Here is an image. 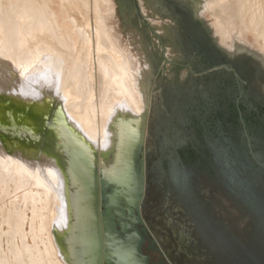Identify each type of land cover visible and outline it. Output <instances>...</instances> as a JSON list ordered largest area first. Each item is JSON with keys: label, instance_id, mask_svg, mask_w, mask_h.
Listing matches in <instances>:
<instances>
[{"label": "flooded vegetation", "instance_id": "1", "mask_svg": "<svg viewBox=\"0 0 264 264\" xmlns=\"http://www.w3.org/2000/svg\"><path fill=\"white\" fill-rule=\"evenodd\" d=\"M152 2L160 31L131 0L156 38L140 124L150 262L264 264V59L221 45L191 1Z\"/></svg>", "mask_w": 264, "mask_h": 264}, {"label": "rangeland", "instance_id": "2", "mask_svg": "<svg viewBox=\"0 0 264 264\" xmlns=\"http://www.w3.org/2000/svg\"><path fill=\"white\" fill-rule=\"evenodd\" d=\"M7 1L8 0H0V46L3 45L0 54L1 52L6 54L5 56L1 54L2 57H0V264H51L50 258L53 257L49 250L51 249V246H55L53 240L54 237L52 235L51 214L54 212L60 213L62 215L63 227L69 225L68 212L70 206L71 208L74 207L70 182L64 169L55 157L42 149H37L34 146L28 145L20 139L21 131L16 128L13 122V115L7 107L12 103H22L27 106L35 104V108L38 110L37 112H40L42 110L48 111L50 107L54 105L59 106V98L55 93L57 86L55 78L52 76L44 78V76H42L43 73L38 70L44 69L43 64L41 63L40 66L36 68L39 60L41 61L40 56H38V58L32 57L33 55H39L41 46L38 44L43 46L52 45L50 47L48 46L50 49V56L42 60L48 61L46 64L51 70H53L54 66L52 64L53 60H57L60 57L64 60L61 63L62 65H67L68 62L70 65H73L72 68L75 69L73 70L74 74H72L75 78H71L72 75L70 78L75 85L78 82V84H80L79 80L81 76L82 82H85L82 79L84 78L82 70H85L86 63V68H90H87L89 69V72H87L88 70L86 69L87 71L85 73H88L90 76V73L93 72H90L91 69L93 70L91 67H95L93 62L90 61V52L98 44L100 55L106 61V73L107 65H109L110 72L113 75L110 79L114 78L123 83L121 90L124 92L123 94L125 96L123 99V102L125 103L124 112H118V116L123 117V119H120L119 121L117 134H115L114 139H116V142L118 140V143L121 144V152L127 153L129 146L140 140L141 119L146 112L148 114L149 111L150 97L147 96V80L152 75V61L149 52L153 53L156 38L149 35L147 29L139 23L134 14L131 0H54V3L57 4L61 13L60 20L57 18L58 14H56V12L51 11L52 9L49 10V8H46L49 5L48 1L43 0L42 4H45L46 7H41L37 10L33 9L31 11L25 10L21 14H18H23L24 16V18L21 16L17 17V20H20L21 18V20L18 21L19 24L16 22L17 20L15 21L20 26H17L16 23L12 22L14 18L16 19V15H14V18L12 17L13 14H15L14 12L16 9L13 8V4H11V6ZM187 1L193 3L195 13L203 19L212 35L215 38L217 37L216 39L221 45L230 50L245 49L264 59V26H260V23L263 20L262 18L264 17V0ZM6 2L9 4H7V8H5ZM29 2L30 0L26 2L17 0L16 8L24 7L29 4ZM139 2L142 13L159 28V31L162 30V27L160 26L162 20L159 18L158 13L155 12V9L152 6V0H139ZM10 3H12L11 0ZM68 4H70L71 7L69 6V10L66 11V6H68ZM8 6L10 7L9 10H7L9 8ZM78 6L82 12L77 10ZM11 7L15 10L14 12L12 10V14L9 13ZM43 8H45V10L40 13L39 11ZM91 20L93 24L90 23ZM25 23H27V25ZM249 23H255V26L252 28L253 31L248 29L247 26L250 25ZM21 26L22 28H20ZM17 29L19 31L18 34H21L22 32L23 35H18L19 37L14 35L19 41L14 38V36H11L12 34H15L14 32L17 31ZM20 30L22 31L20 32ZM39 30H41V32L52 33L54 39L44 38L41 40L39 39L38 42V39L36 40V38L37 31ZM29 31L36 34L30 35ZM222 33L223 36L221 38L220 35H222ZM225 34H229V36H226ZM6 35L13 39V41L17 40V42H8L9 39H7L8 37H6ZM28 35H30L31 38ZM224 37L230 38L224 39ZM24 38L28 43L24 42ZM43 40H45V42H42ZM31 41L34 42L31 43ZM22 42L25 44V47L21 44ZM29 42L33 44V46H31ZM8 43H11L10 49ZM4 44H7L8 48L5 47ZM18 44H20V46L22 45V47ZM56 44H59L61 48H63L62 50L69 54L67 58H64L61 51L57 52V55H60L57 57V50L53 47ZM7 49L11 50L9 52H13L12 50L14 49L16 51L14 50L10 56ZM2 50H6L7 53ZM16 57L20 59V64H17L19 62L15 61L17 60L15 59ZM25 57H27V59ZM87 61L90 62L89 64H91V66H88ZM80 66H83L84 68ZM72 68H70L71 71ZM10 69H12L14 73L17 71L14 80H10L7 74ZM75 72L78 80L76 79ZM82 73L83 75H81ZM88 74H86L87 77H89ZM91 74H94L95 78L98 76V84L103 86L99 79L102 80L103 78H106L107 74L106 76L104 75L103 78L101 77V79L100 76L103 75H101L100 71H97L95 68L94 72ZM90 77H93V75ZM73 78L78 82L76 80L74 81ZM34 79H36V81L39 80L42 83L44 87V89H41L42 94L32 91L35 90L34 87L36 84H41L39 81H35L36 83L32 85ZM87 80L88 78H86V82ZM93 81H95V79H93ZM104 82L102 83L104 84ZM128 90H130V92ZM105 99L107 103H112V101H110L111 96L107 98L105 97ZM67 109L63 116L68 122L69 127L96 155L97 163L100 166L104 165V163L106 164L107 161L111 160V152H109L108 155L104 154L103 149L93 146L86 134V131L88 132L91 128L95 129L97 126L96 123H92L89 117L80 120V118L74 116L75 121H77V123L80 121L82 128L85 131L80 132L77 129V127H80L79 123L76 125V122L74 123L72 121V114H69ZM1 118L3 120H1ZM138 120H140L141 123ZM5 133H8L9 135ZM114 145L115 143H113L110 151H112ZM36 169L38 171H36ZM27 173L32 176L34 175L36 178L33 176L34 178H31L33 181L31 180L30 182L29 176L31 177V175ZM25 174L29 175L28 180L31 185L28 184L29 182L26 183L27 180L25 179H27V175ZM51 174L52 177H49ZM40 175H42V179L40 178L42 180L41 184H43V180L45 181L44 178L48 180L49 177V180H51L49 183H52L51 185L53 186L48 185V180L47 185L52 187H49L50 190L45 186L43 188V185L39 182V184L36 182L37 185L34 184V180H40L38 178ZM22 176L25 177V179L23 178V181L25 180L24 182L22 181ZM53 180L55 182H53ZM44 183L46 185V182ZM21 184H23L22 189L23 186H26L23 189L25 193L22 192L20 187ZM27 186L30 187L26 189ZM45 188L47 191L44 190ZM35 189L38 191L37 193L35 192ZM57 194L59 195L58 198H56ZM68 194L69 196H67ZM12 201L13 203H11ZM25 204L27 206H24ZM23 207H28V210H22L24 209ZM21 211H25V213L27 212L25 215L28 217L24 218V212L21 214ZM19 214L23 216L19 217ZM41 214H44L43 216L46 214V216L43 217L44 219L47 216H50L47 217V221L50 222L48 223L45 221L46 219H42ZM22 217L28 219L24 220ZM23 220L25 221V224H29L25 227V230L29 232L30 225L34 230H32L33 232L30 230L31 233H29L31 236L29 237H25L21 234L22 226L25 225H23ZM44 221L47 224H45ZM72 227L73 226H71V228ZM41 231H44V234H40ZM46 231L51 233L49 234L50 236H45L47 233ZM39 234L42 239L38 236ZM50 242H53L52 245L49 244Z\"/></svg>", "mask_w": 264, "mask_h": 264}, {"label": "water", "instance_id": "3", "mask_svg": "<svg viewBox=\"0 0 264 264\" xmlns=\"http://www.w3.org/2000/svg\"><path fill=\"white\" fill-rule=\"evenodd\" d=\"M7 109L21 131L20 139L55 157L70 182L76 220L63 242L71 264H151L147 251L154 249L155 242L149 239L141 218L145 139L140 135L127 153L121 152L118 143L111 160L100 166L96 155L69 127L59 106L37 112L35 104L12 103ZM142 118L145 122L148 114ZM146 146L149 150L148 143Z\"/></svg>", "mask_w": 264, "mask_h": 264}, {"label": "bare ground", "instance_id": "4", "mask_svg": "<svg viewBox=\"0 0 264 264\" xmlns=\"http://www.w3.org/2000/svg\"><path fill=\"white\" fill-rule=\"evenodd\" d=\"M16 1L17 0H11V2L12 3H10V0H8L7 2L11 5V4H13V8L14 9H16V11L11 7V11L9 12L10 14H12L14 11V13L15 14H13V18L15 17L14 15H16V19L14 18V20L12 21V22H14V23H16V22H18V21H20L21 20V18H20V20L18 19L17 20V17H19V16H21L22 18H24V16H23V14L22 15H18V14H21L23 11H25V10H28V11H31V10H33V9H38V8H41V7H46V5L45 4H42V1L43 0H30V2H29V4H27L26 6H24V7H18V8H16ZM26 1H29V0H22V2H26ZM48 1V3H49V5L46 7V8H49V10H51V11H53V12H56V14H58V19L60 20V18H61V13H60V10H59V8H58V6H57V4H55L54 3V0H47ZM94 1V0H93ZM220 1H222V0H220ZM252 1H255V0H252ZM6 2V7L5 8H7V3ZM8 4V5H9ZM14 5H15V7H14ZM207 5V4H206ZM205 5V6H206ZM12 6V5H11ZM69 6H70V4H68V6H66V11H68L69 10ZM9 7V6H8ZM71 7V6H70ZM10 9V7L7 9V10H9ZM12 10H13V12H12ZM45 10V8H43V9H41L39 12L41 13V12H43ZM78 11H80V12H82V10L80 9V7L78 6V9H77ZM204 10V9H203ZM205 10H206V7H205ZM52 14H54V13H52ZM93 16V15H92ZM263 20L261 21V23H260V26H264V17L262 18ZM17 20V21H16ZM16 21V22H15ZM23 22V21H22ZM21 22V23H22ZM24 23V22H23ZM22 23V24H23ZM28 23V22H27ZM27 23H25L26 25H27ZM90 23H92L93 24V22H92V20L90 21ZM17 24V23H16ZM18 24H19V22H18ZM17 24V26H20V25H18ZM250 24V23H249ZM255 23H251L249 26H247L248 27V29L250 30V31H253L252 30V28H253V26H255L254 25ZM16 26V27H17ZM23 26V25H22ZM22 26L20 27V28H22ZM257 26H259V25H257ZM16 29V28H15ZM19 29V28H18ZM18 29H17V31H15L14 33L15 34H12L11 36H14V35H22V30H20V32H21V34L19 33L18 34ZM23 29H24V27H23ZM247 29V30H248ZM30 30V29H29ZM225 30V29H224ZM224 30H223V33H224ZM31 31V30H30ZM29 31V32H30ZM32 32V31H31ZM30 32V35L31 34H36V33H31ZM220 32V31H219ZM218 32V33H219ZM24 33V32H23ZM43 33V34H42ZM223 33H222V35H220L221 36V38H222V36H223ZM30 35H28V36H30ZM226 35V34H225ZM224 35V36H225ZM228 36H229V34H227ZM226 35V36H227ZM18 36V37H19ZM23 36V35H22ZM21 36V37H22ZM6 37H8V35H6ZM24 37H26V36H24ZM35 37V36H34ZM232 37V36H231ZM238 37V36H237ZM14 38H16V36H14ZM26 38H29V37H26ZM30 38H31V36H30ZM44 38H51L52 40L54 39V35H52V33H46V32H41V30H39V31H37V38H36V40L38 39V42H39V39L41 40V39H44ZM217 38V37H216ZM220 38V39H221ZM225 38H228V37H224V39ZM230 38V37H229ZM228 38V39H229ZM6 39V38H5ZM7 39H9L8 40V42L10 41L11 43H14L15 41L17 42V40H18V38H16L17 40H15V41H13V39H11V38H7ZM19 39H21V38H19ZM12 40V41H11ZM24 40V42H26V40H25V38L23 39ZM30 40V39H29ZM28 40V41H29ZM31 40H33V39H31ZM4 41V40H3ZM19 41V40H18ZM220 41V40H219ZM222 41V40H221ZM224 41V40H223ZM231 41V40H230ZM5 42H6V40H5ZM4 42V43H5ZM20 42H21V40H20ZM19 42V43H20ZM32 42H34V41H31V43ZM42 42H45V40H43ZM232 42V41H231ZM1 43V42H0ZM7 43V42H6ZM11 43H8V45H9V49H10V45H11ZM26 43H28V42H26ZM30 43V42H29ZM30 43V44H31ZM223 43V42H222ZM226 43H228V42H226ZM234 43V42H233ZM3 44V43H2ZM17 44V43H16ZM22 45H23V47H25L24 45L25 44H23V42L21 43ZM29 44V45H30ZM229 44V43H228ZM5 45V44H4ZM7 44L5 45V47H7L8 46ZM13 45V44H12ZM19 46H20V44H18ZM18 45H16V46H18ZM22 45L20 46V47H22ZM38 45H40L41 46V50L39 51V55H33L32 57H35V58H38V56H40V58H41V61L39 60V62L37 63V67L36 68H38L39 66H40V64L42 63L43 64V66H44V69H38V70H40V72H42L43 73V75L42 76H44V78H48L49 76H52V77H54L55 78V80H56V84H57V86H56V90H55V93H56V95H58V98H59V108H60V111L62 112V115L66 112V109H67V107H68V113L69 114H72V116H71V119H72V121L75 123L76 122V125H78V123H79V125H80V127H77V129L80 131V132H82V131H84V129L82 128V124H81V122L79 121L78 123H77V121H75V117L74 116H76L77 118H80V120H82L83 118H85V119H87V117H89V119L91 120V122L92 123H96V127H95V129H93V128H91L88 132L86 131V134H87V137L89 138V141L93 144V146H95V147H99L100 149H103V153L104 154H106V155H108L109 154V152H111V156L113 157V155H114V153H115V151H116V147H117V144H118V140H117V142H116V139H114V136H115V134H117V127H118V125H119V121H120V119H123V117H121V116H118V112L119 111H122V112H124V98H125V96H124V92L121 90V87L123 86V83H121V82H119V80H117V79H114V78H112V79H110L113 75L111 74V72H110V66L109 65H107V73H106V69H105V65H106V61L104 60V58H102V56L100 55V49H99V46H98V44H97V46H95V48H93L92 50H91V52H90V56H91V62H93V65L95 66V67H91V68H93V70L91 69L90 70V72L91 71H93L94 72V68L95 69H97V71H100V74L101 75H103V76H100V78L102 77H104V75L106 76V74H107V79L106 78H101L102 80H100L99 79V81H101L100 83L103 85V86H101L100 84H98V80H97V77L95 78V75L94 74H91V73H93V72H91L90 73V76L91 75H93V77H90L89 76V74L88 73H85L87 70V72H89V69H87V68H90V67H87L86 68V66H87V63H86V66H85V70L83 71L82 69V72L84 73V78H82L83 79V81H85V82H82V80H81V77H80V84H78L79 82L77 81L78 79H77V75H76V72H75V75H76V79H74L75 77H74V73H73V70L75 69V68H72V66L73 65H70L69 64V62H68V64L67 65H62L61 63L64 61L61 57L59 58V59H57V60H53V70H51L50 68H48V65L46 64L48 61H42V60H44V58H46V57H48V56H50V49H49V47L50 46H52V45H45V46H43V45H41V44H38ZM37 45V46H38ZM14 46V45H13ZM18 46V47H19ZM31 46H33V44H31ZM49 46V47H48ZM235 46V45H234ZM1 47H3V45L2 46H0V50L1 49H3V48H1ZM4 47V48H5ZM57 51H56V55H57V52H62V55L64 56V58H67L68 56H69V54L67 53V52H65L64 50H62L63 48H61V46L59 45V44H56V45H54L53 46ZM8 48V47H7ZM16 48V47H15ZM6 49V48H5ZM16 49H18V48H16ZM37 49V48H36ZM8 50V49H7ZM15 50V49H14ZM14 50H12L13 52H14ZM3 51V50H2ZM9 51H11V50H8V52ZM16 51V50H15ZM31 51H32V49H31ZM35 51V50H34ZM33 51V52H34ZM37 51V50H36ZM64 51V52H63ZM3 52H5V53H7L6 52V50H4ZM13 52H9V54H10V56H11V53H13ZM30 53V52H29ZM1 54H3V56H5L6 54H4V53H2L1 52ZM1 54H0V57H2L1 56ZM29 55V54H28ZM28 55H27V57H28ZM9 56V57H10ZM13 56H15V55H13ZM23 56H24V54H23ZM25 56H26V54H25ZM60 55H57V57H59ZM27 57H25L26 59H27ZM15 59H17V60H15V61H18L19 63H17V64H20V59H18V57H16ZM25 60V59H24ZM50 60V59H49ZM89 60V59H88ZM22 62V61H21ZM50 62H51V60H50ZM88 62V61H87ZM15 63V62H14ZM71 63V62H70ZM90 62H88V66H91V64H89ZM16 64V65H17ZM73 64V63H72ZM49 65H50V63H49ZM85 65V64H84ZM57 66H59V67H62V68H59V67H57ZM52 67V66H51ZM80 67H82V68H84L83 66H80ZM19 68V67H18ZM70 68H72V71H71V69ZM87 69V70H86ZM16 70V69H15ZM49 70V71H48ZM16 72L17 71H15V73L13 72V70L12 69H10V71H9V73H7L8 74V76H9V78H10V80H14V76H15V74H16ZM73 73V74H72ZM83 73L81 74V75H83ZM106 73V74H105ZM38 74H40V73H38ZM86 74H88V76L89 77H87L86 76ZM99 74V75H100ZM72 75V76H71ZM96 75H98V74H96ZM70 76H71V78L72 77H74L73 79H74V81L76 80L78 83H76V85H78V86H76L73 82H72V80H71V78H70ZM85 76H86V78H88V80H87V82H86V78H85ZM13 77V78H12ZM90 78H91V80H90ZM93 79H95V81H93ZM105 79V80H104ZM90 80V81H89ZM36 79H34L33 81H32V85H34L37 81H39V80H37L36 82ZM49 81V80H48ZM105 81V82H104ZM40 82V81H39ZM81 82H82V84H81ZM102 82H104V84L102 83ZM41 83V82H40ZM74 85H75V87H74ZM101 87H100V86ZM76 87H78V88H76ZM34 89L35 90H32V91H35V93H38V94H42V92H41V89H44V87H43V85H42V83L41 84H36L35 85V87H34ZM133 90H134V88H133ZM129 92H130V90H128ZM133 92V91H132ZM111 96V100L110 101H112V103L111 104H109V103H107L106 102V99H105V97L107 98V97H110ZM104 99H105V101H104ZM150 99V98H149ZM121 100V101H120ZM149 104V103H148ZM147 104V105H148ZM109 105H111V106H109ZM147 107V106H146ZM70 110V111H69ZM147 113V112H146ZM78 115V116H77ZM114 115V116H113ZM143 119V118H142ZM139 122H140V120H138ZM141 123V122H140ZM146 123L144 122V125H145ZM14 125V124H13ZM12 126V125H11ZM131 126V125H130ZM142 126H143V123H142ZM13 130V129H12ZM120 130H121V128H120ZM4 131V130H3ZM85 132V131H84ZM11 133V132H10ZM12 134V133H11ZM120 134V133H119ZM123 136V135H122ZM120 137V136H119ZM124 137V136H123ZM122 140V139H121ZM113 143H115V145H114V147H113V149H112V151H110V149L112 148V145H113ZM121 143V142H120ZM123 144V143H122ZM102 147V148H101ZM130 147V146H129ZM111 157V158H112ZM2 158V157H1ZM22 164V163H21ZM27 165H28V163H27ZM21 166V165H20ZM23 168V167H22ZM25 168V167H24ZM34 168V167H33ZM25 169H27V168H25ZM28 169H29V167H28ZM30 169H32V168H30ZM36 171H38L37 169H36ZM35 171V172H36ZM36 173H38V172H36ZM56 173V172H55ZM27 174H29V173H27ZM27 174H25V175H27ZM29 175H31V174H29ZM29 175H27V179H25V177H23L22 176V181H23V178L25 179V180H27V182L26 183H28L29 182V180H30V182H31V180L35 177L34 175V177L31 175V177L29 176ZM47 175V174H46ZM28 176H29V180H28ZM45 176V175H44ZM54 176V175H53ZM46 177V176H45ZM49 177H52V174L51 175H49ZM49 177H48V180H49ZM32 178V179H31ZM36 178V177H35ZM39 179L41 178L42 179V175H40V177H38ZM54 178V177H53ZM38 180L37 181V179L36 180H34L35 182H34V184H36V182L38 183H42L41 181L42 180ZM45 179V181L43 180V184H41V185H43V188H44V186L47 188H49L50 186H52L49 182H51V180H47L46 178H44ZM54 179H56V178H54ZM24 180V181H25ZM23 181V182H24ZM33 181V180H32ZM47 181H48V185H50V186H48L47 185ZM23 182H21V183H23ZM28 183V184H30L31 185V183ZM44 182H46V185H45V183ZM53 182H55L54 180H53ZM38 183V184H39ZM27 184V185H28ZM22 185L23 184H21V189H22ZM25 185V184H24ZM33 185V184H32ZM37 185V184H36ZM35 185V186H36ZM41 185H39L40 187H42ZM53 185H56V184H53ZM38 186V187H39ZM24 187H26V186H23V189H24ZM28 187H30V186H27V188L26 189H28ZM33 187V186H32ZM53 187V186H52ZM52 187H50V188H52ZM34 188V187H33ZM46 188L44 189L45 191H47L46 190ZM50 188L48 189V190H50ZM23 189H22V192H24L25 193V191H23ZM38 189V188H37ZM31 190H32V188H31ZM36 190V189H35ZM43 190V189H42ZM52 190V189H51ZM29 191H30V188H29ZM53 191V190H52ZM26 192H27V190H26ZM36 193L38 192L37 190L35 191ZM18 193V192H17ZM28 193H30V192H28ZM53 194V193H52ZM66 194V193H65ZM24 195V194H23ZM58 194L56 195V198H58ZM67 196H69V194L67 195ZM17 197H18V195H17ZM54 197V196H53ZM54 200V199H53ZM14 202H16V201H14ZM46 202V201H45ZM11 203H13V201L11 202ZM29 203H31V202H29ZM46 204H47V202H46ZM32 205V204H31ZM24 206H27L26 204L24 205ZM34 206V205H33ZM48 206V205H47ZM46 207V206H45ZM24 209H22V210H28V207H23ZM26 208V209H25ZM73 210H74V207L73 208H71V206H70V210H69V212H68V216H69V225H67V226H65V227H63V221H62V215L60 214V213H53V214H51V218H52V221H51V227H52V235H53V237H54V244H55V246L53 245V246H51V249L49 250L50 251V253L52 254V257L53 258H50V260H51V264H71V262H70V252L68 251L69 249L67 248V245H66V243L64 244V239H66V237H68V236H70V233H71V231H72V228H71V226H73V223H75V220H76V218H75V213L73 212ZM55 211V210H54ZM22 212H24V214L23 215H25V214H27V212L25 213V211H21V214H22ZM21 214H19V217L20 216H23V215H21ZM44 214H41V217H42V219H44L43 217H45L46 216V214H45V216H43ZM48 215V214H47ZM24 218L25 217H28V216H23ZM22 217V219H24ZM47 217H50V216H47ZM47 217L44 219L45 221H47ZM18 218V217H17ZM28 219V218H27ZM27 219H24V220H27ZM23 220V225L25 224L24 221ZM49 220V219H48ZM44 221V222H45ZM48 222V221H47ZM50 222V221H49ZM48 222V223H49ZM45 224H47L46 222H45ZM44 224V225H45ZM29 224H25L24 226H22V231H21V234H23L25 237L27 236V237H29V236H31V232H30V230L32 231L33 229L31 228V225H30V230H29V232L27 231V230H25V227H27ZM50 225V224H49ZM47 226V225H46ZM51 227H50V229H51ZM48 228V227H47ZM47 230V229H46ZM34 231V230H33ZM32 231V232H33ZM50 231V230H49ZM44 232V231H43ZM42 231H41V233L40 234H42L43 233ZM47 232V231H46ZM45 232V233H46ZM38 235V236H40V238H41V235ZM44 234V233H43ZM49 234H51L50 232L48 233H46L45 234V236H48ZM34 235V234H33ZM51 235V236H52ZM43 236V235H42ZM50 236V235H49ZM50 238V237H49ZM42 239V238H41ZM48 240H50V239H48ZM47 240V241H48ZM52 241V240H51ZM53 243V242H52ZM52 243L50 242L49 244L50 245H52ZM52 251V252H51Z\"/></svg>", "mask_w": 264, "mask_h": 264}]
</instances>
